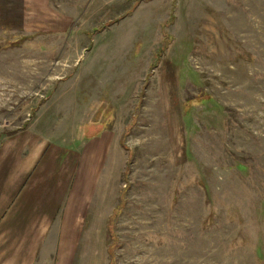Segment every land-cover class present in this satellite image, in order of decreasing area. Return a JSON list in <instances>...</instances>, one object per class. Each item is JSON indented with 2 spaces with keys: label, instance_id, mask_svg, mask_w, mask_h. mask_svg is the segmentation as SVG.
I'll use <instances>...</instances> for the list:
<instances>
[{
  "label": "rangeland",
  "instance_id": "obj_1",
  "mask_svg": "<svg viewBox=\"0 0 264 264\" xmlns=\"http://www.w3.org/2000/svg\"><path fill=\"white\" fill-rule=\"evenodd\" d=\"M27 129L88 197L41 264H264V0H0Z\"/></svg>",
  "mask_w": 264,
  "mask_h": 264
},
{
  "label": "crops",
  "instance_id": "obj_2",
  "mask_svg": "<svg viewBox=\"0 0 264 264\" xmlns=\"http://www.w3.org/2000/svg\"><path fill=\"white\" fill-rule=\"evenodd\" d=\"M33 135L23 130L0 144V264L52 262L55 226H76L88 200L78 189L81 166L63 165L72 152Z\"/></svg>",
  "mask_w": 264,
  "mask_h": 264
}]
</instances>
